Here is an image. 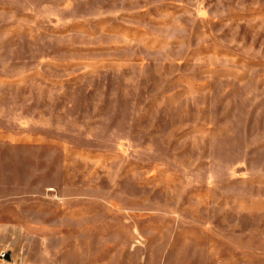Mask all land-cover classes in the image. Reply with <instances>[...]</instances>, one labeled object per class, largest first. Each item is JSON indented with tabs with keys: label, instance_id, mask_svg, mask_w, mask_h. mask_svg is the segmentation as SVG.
Instances as JSON below:
<instances>
[{
	"label": "rangeland",
	"instance_id": "rangeland-1",
	"mask_svg": "<svg viewBox=\"0 0 264 264\" xmlns=\"http://www.w3.org/2000/svg\"><path fill=\"white\" fill-rule=\"evenodd\" d=\"M0 264H264V0H0Z\"/></svg>",
	"mask_w": 264,
	"mask_h": 264
}]
</instances>
